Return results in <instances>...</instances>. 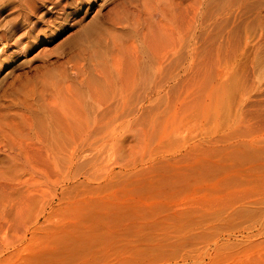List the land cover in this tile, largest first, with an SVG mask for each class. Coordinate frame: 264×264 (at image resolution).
<instances>
[{"label": "rangeland", "instance_id": "obj_1", "mask_svg": "<svg viewBox=\"0 0 264 264\" xmlns=\"http://www.w3.org/2000/svg\"><path fill=\"white\" fill-rule=\"evenodd\" d=\"M0 183V264H264V0H0Z\"/></svg>", "mask_w": 264, "mask_h": 264}, {"label": "bare ground", "instance_id": "obj_2", "mask_svg": "<svg viewBox=\"0 0 264 264\" xmlns=\"http://www.w3.org/2000/svg\"><path fill=\"white\" fill-rule=\"evenodd\" d=\"M94 1V0H93ZM178 3V2H177ZM179 5V4H178ZM166 6H167V4H166ZM189 6V5H188ZM159 7V6H158ZM162 7V6H161ZM165 7V6H164ZM157 9V8H156ZM31 10V9H30ZM153 10V9H152ZM159 10V9H158ZM29 12V11H28ZM35 12H36V10H35ZM34 12V13H35ZM160 12V11H159ZM29 13H31V12H29ZM33 14V13H32ZM47 14H49V12H47L45 15H47ZM163 14V13H162ZM40 16H41V14H40ZM38 16L37 17V15H36V18H38V20L40 21V22H44L43 21V17L41 16ZM124 16V15H123ZM39 18H41V19H39ZM117 19H119L120 20V17L119 18H117ZM116 19V20H117ZM123 20H125V19H123ZM121 21V20H120ZM119 21V22H120ZM39 22V23H40ZM127 22V21H126ZM95 23V22H94ZM120 23H123V22H120ZM30 24V23H29ZM96 26H97V24H95ZM117 25H119V24H116V22H115V25L114 26H117ZM123 25H125V24H123ZM113 26V25H112ZM164 26V25H163ZM167 26V25H166ZM123 28V27H122ZM93 29H94V25L91 23V24H89V25H87L86 26V29L84 28L82 31H81V35H88V34H91V33H93L94 35L96 34V33H98V32H96L97 30H96V28H95V32H93ZM170 29V28H169ZM116 31V30H115ZM101 31H99V33H100ZM161 35H160V33H159V36H161V40H163L161 43H159V39H154V43H153V45H152V51H153V54H154V57L156 58V66H154V68H155V71H159L160 69L158 68V66L161 68V66H162V64H161V62H162V60L164 59V58H166L165 57V55L167 54H161V51H164L163 50V48L161 49V46H160V44H162V43H164L165 41L166 42H168V44H170L169 45V47L168 48H166V49H168L167 51L168 52H172V54L174 55V54H176V52H178L179 50V48H177L178 46H177V44L175 43L176 41H175V35H174V31L172 30V29H170V30H168V29H162L161 31ZM112 33V32H111ZM110 33V34H111ZM92 34V35H93ZM115 34V33H114ZM113 34V35H114ZM53 35H54V33H53ZM112 35V36H113ZM91 36V35H90ZM92 37V36H91ZM111 36L109 35V38H110ZM114 37V36H113ZM33 38V37H32ZM32 38H30V39H32ZM114 39H115V37H114ZM114 39H112V37L110 38V40L111 41H106V42H108L109 44L111 43V45H109L108 43H106L104 46H102V48L103 49H105L106 51L108 50L109 52H110V50H109V48L110 49H116V43L114 44V42H115V40ZM33 40V39H32ZM114 40V42H112ZM34 41V40H33ZM105 42V41H104ZM103 42V43H104ZM30 43H32V42H30ZM96 44H98L99 42L98 41H96L95 42ZM159 43V44H158ZM30 45V44H29ZM101 45V44H100ZM5 46V45H4ZM25 46V45H24ZM23 46V47H24ZM26 47V46H25ZM24 47V48H25ZM28 47V46H27ZM27 49V48H26ZM149 49H147V51H148ZM18 51V50H17ZM22 51H24V50H22ZM105 51V52H106ZM107 51V52H108ZM25 52V51H24ZM24 52H22V53H24ZM94 52V51H93ZM106 52V53H107ZM149 52V51H148ZM19 53V52H18ZM112 53V52H111ZM179 53V52H178ZM178 53L176 54L178 57L177 58H179V55H178ZM21 54V53H20ZM103 54V53H102ZM100 55L97 51H95V53H94V56L96 57V59L99 57H101V59H102V57H103V55ZM148 54V53H147ZM112 55V54H111ZM18 56V55H17ZM181 57V56H180ZM10 60V57H5V59L4 60ZM135 58H133V60H134ZM3 60V61H4ZM91 60V59H90ZM93 60V59H92ZM137 60H139V59H137ZM142 60V59H141ZM94 61V60H93ZM129 62L131 61V60H128ZM143 61V60H142ZM97 62V61H96ZM99 62V61H98ZM146 62L147 63H149V57H147V59H146ZM165 62V61H164ZM111 63H114L113 65L111 64ZM110 64H111V66L114 68V66H117V64H116V62H111ZM123 63V62H122ZM143 67H144V65H145V62L143 61ZM101 65H102V62L100 63ZM124 64H126V63H124ZM153 64V63H152ZM161 65V66H160ZM140 66H141V63H139L138 61H136V59L134 60V62L132 61V63H130V64H128L123 70H117V71H115L116 72V74H114L115 76H116V78H114V79H111V80H113V81H109V79H107V77H105V76H103V79L105 80V78H106V80H107V83L108 84H110L111 86H113V88H115L116 86H117V84H119L120 86H121V88L122 89H124V90H126V89H130V88H133L134 87V85H135V87H136V85H138V84H136V82L138 81L139 82V85L140 84H142L140 81H139V78L140 79H143L144 81L148 78L149 79V77H145V76H147V72L149 71H147V66L149 67V64L146 66L145 65V67H146V71L143 69L142 71L140 70ZM94 67V66H93ZM142 67V66H141ZM142 67V68H143ZM101 68H103L102 66H101ZM101 68H99V70L101 69ZM106 69V68H105ZM104 70V69H103ZM105 71V70H104ZM161 71V70H160ZM159 71V72H160ZM103 72V71H102ZM102 72H101V70H100V73L102 74ZM142 72V73H141ZM97 73V72H96ZM105 74L107 73V72H104ZM158 73V72H157ZM109 74V73H108ZM149 74V73H148ZM103 75V74H102ZM101 76V75H100ZM142 76L145 78H142ZM149 76V75H148ZM109 77H111V76H109ZM114 77V76H113ZM100 78V77H99ZM117 79H119V80H117ZM105 80V81H106ZM143 81V82H144ZM114 82V83H113ZM145 83H146V81H145ZM138 85V86H139ZM141 86H143L144 87V83L142 84V85H140V87ZM112 88V89H113ZM142 88V87H141ZM109 89V88H108ZM111 89V88H110ZM118 88L116 87V90H117ZM120 89V88H119ZM131 90V89H130ZM122 91V90H121ZM123 92V91H122ZM113 93V92H112ZM116 96V95H115ZM119 96H120V94H119ZM113 99H114V97H113ZM120 99H121V97H120ZM122 100V99H121ZM124 100V99H123ZM99 102V101H98ZM74 105V104H73ZM61 106V105H60ZM65 106V108H66V105H64ZM78 106V105H77ZM77 106H73L74 107V109H73V111L74 110H77L78 111V109L76 108ZM68 107V106H67ZM78 107H80V106H78ZM60 107L58 106V111H61L60 109H59ZM64 108V109H65ZM62 109V108H61ZM67 110H69V108L67 109L66 108V111ZM83 110V109H82ZM69 111H71V109L69 110ZM76 111V112H77ZM81 111V110H80ZM54 112L55 111H51V113H53L54 114ZM61 112H63V110L61 111ZM72 112V111H71ZM75 112V113H76ZM50 113V114H51ZM74 113V114H75ZM79 113H83L82 111L81 112H79ZM78 112H77V114H65L63 117H59V115H58V118L57 119H54V117H55V114L53 115V114H51V115H53V119H51L52 117H51V115L50 116H48L49 118H50V122H49V126H47V129H46V131H44V129H42V132H45V134H46V138L48 137V139L50 138L52 141H56V145H55V147L53 148V149H47V150H43V152H44V157L46 156L47 157V160L49 161L50 160V158H49V156L51 157V155H49V153H51V152H55V153H60V154H63V156L64 157H68L71 153H73L74 151V149H72L73 147L72 146H70V145H68L69 144V141H68V143L66 142L67 140H70V138H72V136L73 137H75L76 138V136L78 137V138H76V139H78V140H83L86 136H87V131H86V128H85V121H86V119H85V121H84V119L83 118H86V117H84V116H82V115H78L79 114ZM58 113H56V115H57ZM60 114V113H59ZM62 115V114H61ZM47 117V118H48ZM56 118V117H55ZM116 119V116H115V118H114V120ZM48 120V119H47ZM114 122V121H113ZM48 124V123H47ZM44 125V124H43ZM31 128V127H30ZM41 132V133H42ZM75 135V136H74ZM41 137H42V140L43 139H46V138H43V135L41 134L40 135ZM38 137L39 139L41 138V137ZM45 136V135H44ZM48 139L46 140V141H48ZM49 139V140H50ZM50 140V141H51ZM44 142V141H43ZM54 142H52V144H54ZM41 143H42V141H41ZM47 142H45V144H46ZM58 143V144H57ZM48 144H50L49 146L51 147V146H53L52 144H51V142H48ZM43 145H44V143H43ZM47 145V144H46ZM46 145H44V148H46L47 146ZM46 146V147H45ZM72 147V148H71ZM38 149H40V148H38ZM42 150V149H41ZM39 151V154H42V152L40 151V150H38ZM35 152H36V150H35ZM41 152V153H40ZM48 154V155H47ZM43 157V156H42ZM49 158V159H48ZM44 159V158H43ZM51 161V160H50ZM50 161L48 162V164H47V166H49V167H54V165L52 164V162L50 163ZM0 185H1V183H0ZM3 186V185H2Z\"/></svg>", "mask_w": 264, "mask_h": 264}]
</instances>
